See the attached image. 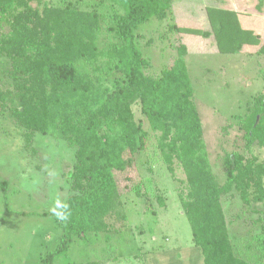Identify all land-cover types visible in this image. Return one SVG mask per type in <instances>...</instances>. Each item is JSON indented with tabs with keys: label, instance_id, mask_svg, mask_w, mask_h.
<instances>
[{
	"label": "trees",
	"instance_id": "1",
	"mask_svg": "<svg viewBox=\"0 0 264 264\" xmlns=\"http://www.w3.org/2000/svg\"><path fill=\"white\" fill-rule=\"evenodd\" d=\"M81 1L0 0V55L11 81V88L0 86V117L9 112L23 129L26 146L39 133L62 138L74 149L70 194L52 213L62 235L38 264H54L73 241L90 242V236L108 232L107 218L124 216V189L143 195L136 157L146 148L149 132L135 119L133 104L156 133L155 148L167 171L173 174L175 162L181 166L185 178L178 200L202 264H264V157L250 151L254 144L264 150L263 97L240 116L249 156L224 153V180L219 182L183 59L186 40L180 38L174 63L157 75L146 73L149 59L137 45L138 27L152 18L165 19L172 0H107L108 6L97 3L90 9L79 7ZM170 27L208 36L194 27ZM262 33L254 34L259 36L255 53L264 56ZM214 36L236 39L244 32L221 23ZM6 185L0 181L2 189ZM232 192L247 207L262 206L261 231L247 246L255 251L251 259L236 254L229 236L221 197ZM158 202L163 204L161 197Z\"/></svg>",
	"mask_w": 264,
	"mask_h": 264
},
{
	"label": "rangeland",
	"instance_id": "2",
	"mask_svg": "<svg viewBox=\"0 0 264 264\" xmlns=\"http://www.w3.org/2000/svg\"><path fill=\"white\" fill-rule=\"evenodd\" d=\"M42 1L57 4L59 0ZM97 3L109 4L107 0H82L79 7L90 9ZM171 8L165 19L152 18L138 27L137 45L149 59L146 73L157 75L163 66L174 63L180 38L186 40L188 53L183 59L203 124V140L212 170L223 182L224 153L249 156L240 119L259 95L264 99V56L255 53L259 36L254 35L258 30L264 33V0H172ZM173 23L202 29L208 36L175 31L170 27ZM221 23L242 28L244 36L216 38L214 31ZM104 35L103 26L102 39ZM239 43L242 45L237 47ZM7 72V60L0 55L2 88H11ZM10 105H14L11 100ZM132 110L149 132L146 148L136 157L143 195H136L130 187L124 189V216L108 217V232L90 236V242L73 241L54 264L89 260L102 264H202L178 200L185 178L181 166L175 162L173 174L167 171L155 148L156 133L150 132L137 104ZM23 132L8 111L0 117V181L7 183L4 189L0 186V264H38L52 251L62 235L52 213L70 194L68 172L74 149L62 138L39 133L26 146ZM250 151L259 159L264 157V150L255 144ZM221 204L236 254L251 259L255 251L247 246L261 231L258 218L263 216L262 206L243 205L236 192L223 195Z\"/></svg>",
	"mask_w": 264,
	"mask_h": 264
},
{
	"label": "clouds",
	"instance_id": "3",
	"mask_svg": "<svg viewBox=\"0 0 264 264\" xmlns=\"http://www.w3.org/2000/svg\"><path fill=\"white\" fill-rule=\"evenodd\" d=\"M62 219L64 218V217H61Z\"/></svg>",
	"mask_w": 264,
	"mask_h": 264
}]
</instances>
